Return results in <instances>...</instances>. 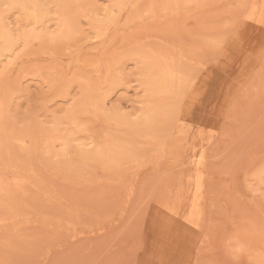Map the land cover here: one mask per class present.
I'll return each mask as SVG.
<instances>
[{"label": "rangeland", "instance_id": "rangeland-1", "mask_svg": "<svg viewBox=\"0 0 264 264\" xmlns=\"http://www.w3.org/2000/svg\"><path fill=\"white\" fill-rule=\"evenodd\" d=\"M167 263L264 264V0H0V264Z\"/></svg>", "mask_w": 264, "mask_h": 264}, {"label": "bare ground", "instance_id": "bare-ground-1", "mask_svg": "<svg viewBox=\"0 0 264 264\" xmlns=\"http://www.w3.org/2000/svg\"><path fill=\"white\" fill-rule=\"evenodd\" d=\"M158 53H159V52H158ZM154 54H156V52H155ZM158 55H159V54H158ZM170 57H171V56H170ZM172 58H174V56H173ZM158 60H159V59H158ZM160 60H161V59H160ZM160 60H159V61H160ZM173 60H174V59H173ZM173 60H172V62L175 63V61H173ZM170 61H171V60H170ZM177 62H178V61H177ZM162 63H163V58H162ZM160 64H161V62H160ZM165 64H166V63H165ZM175 67H176V66H175ZM177 69H178V68H177ZM164 75H165V76L168 78V80H169V75L171 76V74H170L168 71H165ZM176 81H177V79H176ZM176 81H175V82H176ZM173 82H174V81H173ZM176 84H178V82H177ZM176 84H175V85H176ZM181 84H182V82H181ZM173 86H174V83H173ZM173 86H172V87H173ZM181 86H182V85H181ZM174 87H175V86H174ZM176 87H177V86H176ZM177 91H178V90L176 89V92H177ZM178 93H179V92H178ZM178 93H177V94H178ZM191 211H192V210H191ZM191 214H192V213H191ZM166 250H167V249H166ZM169 252H170V251H169ZM172 252H173V251H172ZM167 254H168V253H167ZM174 254H175V253H174ZM170 255L172 256V254H170ZM170 255H169L168 257L172 258ZM166 256H167V255H166ZM174 258H175V257H173V259H174ZM164 259H165V257H164ZM176 259H177V258H176ZM180 259H181V258H180ZM168 260H169V259H168ZM162 262H163V261H162ZM166 262H167V261H166ZM170 262L172 263V262H175V261H171V260H170L169 263H170ZM160 263H161V262H160ZM169 263H167V264H169Z\"/></svg>", "mask_w": 264, "mask_h": 264}]
</instances>
